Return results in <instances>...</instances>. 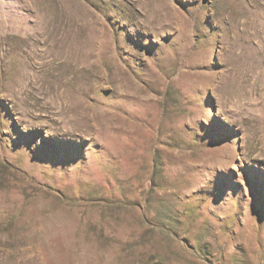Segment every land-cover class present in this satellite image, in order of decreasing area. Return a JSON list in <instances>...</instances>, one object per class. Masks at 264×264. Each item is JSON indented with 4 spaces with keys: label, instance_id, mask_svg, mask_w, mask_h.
<instances>
[{
    "label": "rangeland",
    "instance_id": "374dc122",
    "mask_svg": "<svg viewBox=\"0 0 264 264\" xmlns=\"http://www.w3.org/2000/svg\"><path fill=\"white\" fill-rule=\"evenodd\" d=\"M0 264H264V0H0Z\"/></svg>",
    "mask_w": 264,
    "mask_h": 264
},
{
    "label": "bare ground",
    "instance_id": "6f19581e",
    "mask_svg": "<svg viewBox=\"0 0 264 264\" xmlns=\"http://www.w3.org/2000/svg\"><path fill=\"white\" fill-rule=\"evenodd\" d=\"M66 119V118H65Z\"/></svg>",
    "mask_w": 264,
    "mask_h": 264
}]
</instances>
